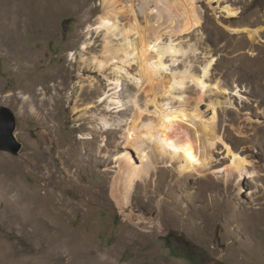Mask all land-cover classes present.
<instances>
[{"label": "rangeland", "instance_id": "obj_1", "mask_svg": "<svg viewBox=\"0 0 264 264\" xmlns=\"http://www.w3.org/2000/svg\"><path fill=\"white\" fill-rule=\"evenodd\" d=\"M182 1L119 0L138 27L124 8L97 31L104 0H0V107L23 145L0 150V190L12 188L10 206L0 200V264H264V0H194L200 22L189 25ZM143 34L187 52L163 59L169 71L157 67L151 90L142 55L125 50ZM212 59L203 91L169 85ZM158 104L188 113L172 131L194 141L205 136L197 113L208 120L217 106L223 142L210 169L181 174L177 153L148 145L163 134Z\"/></svg>", "mask_w": 264, "mask_h": 264}, {"label": "bare ground", "instance_id": "obj_2", "mask_svg": "<svg viewBox=\"0 0 264 264\" xmlns=\"http://www.w3.org/2000/svg\"><path fill=\"white\" fill-rule=\"evenodd\" d=\"M133 1L134 2H136V1L138 2V0H133ZM152 1H154V0H151V2ZM121 3H119V0H104V9H105L104 10L105 11L104 13L105 14L99 18L98 27L96 28L97 31H99L101 29H104V28L109 29V24L111 23V20L114 17L117 16V14L119 13V11H121L124 8H126V7H124V8L120 7L119 8V6H120ZM129 5H131V4H129ZM129 7H127V8L129 9ZM177 7L181 8V14H179V15L182 16V17L180 18V20L183 18V23H185V25H189L190 23H192V24H198L200 22L199 16H198V14L196 12V7L194 5V0H183L181 3H178L177 4ZM133 8L131 7L128 10V12L133 17L135 26L138 27V19H137L136 13L133 10ZM224 9L228 13L229 16H236L239 13L237 10L232 9L229 6L226 7V8H224ZM166 13L167 12H164V13L161 12V8L160 7L158 8L157 14L158 15H161V18L164 17L166 15ZM173 14H175V12ZM173 14H171V15H173ZM175 15H177V14H175ZM177 19H179L178 16H177ZM231 31L234 32V33L247 32V33H249V38L251 40H255L257 36H261V30H257V29H254V30H251L250 31V29H248V28H231ZM139 41H138V43L140 45L139 48L138 47H134L133 46V43L127 41V43L125 45V50L128 51L126 53L127 59H128L129 56L134 55V52H136V51H138L142 55V57L140 58L141 65L143 67L142 74L145 75L146 80H147L145 82L146 83V86L144 85V87H147L148 89H149V85H151L152 84V81L154 80L153 78L155 76H157V74H158V71L156 70L157 67H161L166 72L169 71V70L166 69L168 65L163 62V59L165 57L169 56V57H171V59H172L173 62H176L177 61V56L179 54L185 55L187 53V52H184V50L181 49V48L178 49V48L174 47L171 43H170L169 46H163V47L160 46L159 47V43H156L157 42V39L154 38L153 40H150V38L147 37V34L141 35L139 37ZM131 46H133V48H131ZM174 59H176V60H174ZM215 61H216L215 59H212L210 61H207V63H205L204 66H202L203 67L202 68V73H200V74H196V73L190 72V69L189 68H185L184 70L179 71V72H173L172 73V76H171V80L169 82V85L171 87H173V88L176 87V90H177V86L178 87L187 86L186 84L189 81V82H192L193 84L195 83L197 86H200L201 89H202V91H203L206 88L205 82H206V79L209 77L210 72H211L213 66L215 65ZM126 62H127V60H126ZM96 64H98V68L101 69V70L103 68H105V64L103 62H101V61L99 63H96ZM123 64H122V67H118V66L115 67L116 70H114V71L117 72L118 76L121 75V72L124 70ZM177 64L178 63H176V65ZM106 65H107V63H106ZM168 74H170V73H168ZM159 75L164 76L162 74H159ZM164 78H166V77L164 76ZM143 80H144V78H143ZM162 80H160V82H163ZM112 82H114L113 85H114V89L116 91H114V93L111 96V102L116 107V109H119L120 110L122 108L123 104H122L121 99L118 96V91H117L118 88L120 87L119 86V78L118 79H115ZM140 82H143V81H139V83ZM154 82L156 83L155 80H154ZM167 85H168V82H167ZM170 86H167V88L170 87ZM167 88H165V90ZM149 90H151V88ZM178 90H180V88H178ZM171 92H174V91L170 90V94H171ZM180 97L181 96H179V99H180ZM182 97H181V100L180 101H182V103H184L183 100L185 101V99L182 100ZM157 100H158V97H157ZM163 100H164V98H163ZM172 100H174V99H172ZM154 101H155V99H154ZM157 103H158V101H157ZM159 103H160V101H159ZM179 103H181V102H179ZM162 104H158V105L160 106ZM184 105H186V104L184 103ZM184 105H182V106H184ZM211 106H212V113L210 114L211 116L209 117L208 120L203 119V117H204L205 114L203 115L202 111L200 113H197V116H199L201 118V122H202V126H201L202 128H200V129H203L204 130L205 136H204V133H203V136L204 137H201L200 138V137L197 136L196 141H194L195 139L193 140L189 136L188 137H184V136L182 137V136H179V135L175 134L172 131L173 127L175 126V125L173 126V120H174L173 118H175V119H177V118L183 119L184 117H186L188 115L187 112L190 109L187 108L188 110L187 111L185 110L186 113H187V115H182L181 112H179V110H183V109H175V111H173L172 109L171 110L170 109L168 110V108L167 109L166 108H161V106H160V109L158 108L159 109V112H158V115L157 116H158V119H159V121H160V123L162 125L163 134H162L161 137L156 138V139H153L151 137H147L146 140L149 141V144L148 145L150 147H154L155 149H158L159 151L165 152L164 149H165V147L168 146L169 149H170V151H173L174 153H177V156H176L177 159H180L181 160V164L184 165L182 167H180V165H179V167H180V173L181 174L183 173V170H185L186 172H198V171L200 172L202 170L210 169L211 168V161H210V157H211V154L210 153L211 152L210 151H212V149L215 148V145L218 144V142H223V140L221 139V137H219L217 135L218 133L216 134V127H217V123L219 121V111L216 108L217 106L215 107L214 104L211 105ZM176 108H178V107H176ZM196 111H197V107H196ZM191 113L192 112H190V116H191ZM193 113H195V111ZM258 113H261V111L258 110ZM194 116H196V115H194ZM202 119L204 121H202ZM174 121H176V120H174ZM102 123L104 124L105 127L109 124V122L106 119H102ZM119 125H120V123H119ZM107 127H109V126H107ZM199 132H200V130H199ZM193 148H195V150L197 152L194 151ZM113 158L111 157L110 159H113ZM141 159H145V158L142 157V158H139L138 160H141ZM144 161H147V159H145ZM232 163H233V166L236 169H240V168H244V167L246 168L247 163H249V161L247 162L245 158H241L240 156H237L234 153L233 159H232ZM10 189H12V188L10 187ZM10 189H8V192H6V193H3V191L0 190V200H2L5 203V207L7 205L10 206V204H9V198L7 196L11 192ZM22 222H23V220H22Z\"/></svg>", "mask_w": 264, "mask_h": 264}, {"label": "water", "instance_id": "obj_3", "mask_svg": "<svg viewBox=\"0 0 264 264\" xmlns=\"http://www.w3.org/2000/svg\"><path fill=\"white\" fill-rule=\"evenodd\" d=\"M16 115L7 107H0V150L13 156L20 154L23 145L16 136Z\"/></svg>", "mask_w": 264, "mask_h": 264}]
</instances>
